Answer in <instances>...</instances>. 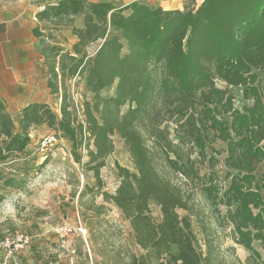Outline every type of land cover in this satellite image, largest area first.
Segmentation results:
<instances>
[{
    "label": "trees",
    "instance_id": "16d2710c",
    "mask_svg": "<svg viewBox=\"0 0 264 264\" xmlns=\"http://www.w3.org/2000/svg\"><path fill=\"white\" fill-rule=\"evenodd\" d=\"M37 16L56 27L73 26L74 18L83 16L84 26H73L77 41L69 50L48 44L42 31L34 30L42 37L48 87L61 99V113L34 103L22 109L16 123L0 101V165L26 150L32 126L47 124L71 142L78 162L86 150L85 165L100 182L115 150L112 136L119 135L135 171L116 164L120 184L103 196L129 220L144 250L127 264H223L209 244L205 250L199 245L190 215L180 216V209L191 211L190 203L160 174L146 136L186 176L195 163L192 152L182 149L189 145L209 163L213 178L205 191L216 209L219 200L227 207L234 240L250 253L247 264H264L254 246L258 241L264 249V81L259 76L264 73V0H202L183 9L143 0L123 5L59 0ZM75 78L84 85L79 110L67 84ZM231 86L242 87L247 101L242 108L235 106ZM218 141L226 144L224 151L216 148ZM223 152L230 185L221 198L213 169Z\"/></svg>",
    "mask_w": 264,
    "mask_h": 264
},
{
    "label": "rangeland",
    "instance_id": "374dc122",
    "mask_svg": "<svg viewBox=\"0 0 264 264\" xmlns=\"http://www.w3.org/2000/svg\"><path fill=\"white\" fill-rule=\"evenodd\" d=\"M6 1L11 0H0V5ZM35 1L43 6L47 2L52 4L59 0ZM112 1L117 5L132 2ZM143 1L152 5L163 2L165 6H173L171 0ZM200 1L185 0L183 8L186 5H199ZM45 25L47 43L69 50L77 41L72 28H82L84 17H75L73 26L56 27L50 22ZM99 42L93 43L88 51L95 52ZM259 76L264 81V73H259ZM67 84L79 110L84 94L83 82L75 78ZM218 86L225 88L227 85L218 82ZM230 89L235 94V106L242 108L247 103L242 97V87L231 86ZM113 92L112 88L110 93ZM49 105L60 115V98L53 96ZM18 118L14 116L16 123ZM80 118L84 119L83 116ZM29 135L31 143L26 150L11 154L0 165V242L5 237H15L17 233L29 237L25 248L11 260L12 264H127L132 255L144 253L136 243L129 220L114 203L105 200L103 196L104 192L114 194L120 184L116 164L135 171V164L119 135L112 136L115 150L107 157L106 165L100 171V182L85 165L89 159L86 150L82 151V160L78 162L71 142L56 129L47 124L32 126ZM49 136L54 139L45 150H41V141ZM146 143L155 153L160 174L179 187L188 199L191 211L180 209L179 214L190 215L194 234L203 250L207 243L212 247L217 261L223 264H247L250 253L235 242L233 225L226 219L227 207L219 200L216 209L205 191V186L210 185L213 178L209 163L200 160L196 149L192 151L191 146H182L184 153L192 152L191 157L195 159L194 171L186 176L170 166L165 152L160 151L153 139L146 136ZM215 146L222 151L227 148L221 141ZM80 152L77 151L78 154ZM225 156L223 152L219 156L220 162L213 169L219 175L214 184L221 198L230 185L223 164ZM171 158L174 156L171 155ZM8 179L13 181L11 186L6 185ZM152 214L156 221L161 219L159 207L154 205ZM254 246L264 260V249L260 242L255 241ZM3 262L4 256L0 253V264Z\"/></svg>",
    "mask_w": 264,
    "mask_h": 264
},
{
    "label": "crops",
    "instance_id": "0c3cea01",
    "mask_svg": "<svg viewBox=\"0 0 264 264\" xmlns=\"http://www.w3.org/2000/svg\"><path fill=\"white\" fill-rule=\"evenodd\" d=\"M181 1L171 0L172 7L163 2L157 6L183 9L185 0ZM48 4L51 3L39 6L35 0H11L0 5V101L13 118L30 104L49 105L56 96L48 87L49 73L42 53V37L34 33L39 28L47 39V21L37 14Z\"/></svg>",
    "mask_w": 264,
    "mask_h": 264
},
{
    "label": "built area",
    "instance_id": "2783aa9c",
    "mask_svg": "<svg viewBox=\"0 0 264 264\" xmlns=\"http://www.w3.org/2000/svg\"><path fill=\"white\" fill-rule=\"evenodd\" d=\"M55 138L56 134H54ZM54 137L49 136L44 138L41 141V150H45L47 148V144L52 142ZM29 237L24 233H17L15 237H5L0 242V253L4 256V262L2 264H12V261L15 258V255L22 251L23 248L28 244Z\"/></svg>",
    "mask_w": 264,
    "mask_h": 264
}]
</instances>
